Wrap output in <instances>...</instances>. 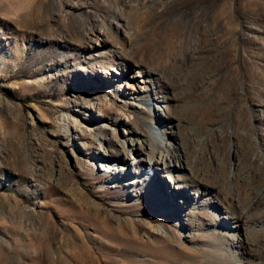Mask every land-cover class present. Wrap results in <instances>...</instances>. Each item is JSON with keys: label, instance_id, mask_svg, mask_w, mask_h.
Listing matches in <instances>:
<instances>
[{"label": "rangeland", "instance_id": "rangeland-1", "mask_svg": "<svg viewBox=\"0 0 264 264\" xmlns=\"http://www.w3.org/2000/svg\"><path fill=\"white\" fill-rule=\"evenodd\" d=\"M138 141L181 179L130 181ZM226 211L264 260V0H38L0 19V264L235 261Z\"/></svg>", "mask_w": 264, "mask_h": 264}, {"label": "bare ground", "instance_id": "bare-ground-1", "mask_svg": "<svg viewBox=\"0 0 264 264\" xmlns=\"http://www.w3.org/2000/svg\"><path fill=\"white\" fill-rule=\"evenodd\" d=\"M104 43L106 44V41ZM135 75L138 77H141L140 71L136 70ZM136 80L138 82H144L141 78H136ZM130 85L132 86V84H130ZM139 89H143L142 86H140ZM103 104H104V102L102 103V105ZM98 114H100V112ZM129 149L131 151L136 152L137 156L140 157V160H139L140 162L137 165L132 167V172L134 173V177L130 181L137 183V181H139L138 179H139L140 175L145 173L146 176H145V180H143L144 182H142V186L144 188L147 187L148 181L146 179L149 178L150 169L152 167L159 169L160 172H163L166 176H169L172 178V175H171L172 170H171L170 166L166 164L165 157L161 153H159L157 156H155V158H152L151 146H150V144L147 145L146 141H138L137 143H130ZM178 160H179V158H176V161H178ZM109 164H113L112 161ZM119 169L121 170L124 168L120 167ZM183 169L187 170L188 168H187V166L184 165ZM121 174H124V173L119 172L118 176H120ZM179 176H180V174L178 172L177 175L174 176L172 179H175L178 181L180 178ZM140 178H142V177H140ZM189 181H191V180H189ZM193 184H194V181H193ZM188 186H189L188 184H182V185H180V189H182V188L186 189V187H188ZM133 191L135 193L134 195H136L138 197L142 196L143 189L134 188ZM198 192H199V189L196 188L195 192H193L194 193L193 196L198 197L199 196ZM206 201H207V199L204 202H206ZM222 217L229 218V220H231V225H232V227H235V230L244 231L245 234L242 238H237V240L235 237L230 238L231 243H233V245L237 246L238 250L239 249H241V250L240 251L237 250L238 251V252H236L237 258L236 259L234 258L235 261L228 259L224 254L225 252L221 248L219 249V248L214 247V249L204 250L203 253H201V252L199 253L200 257L205 258L204 263L205 264H264V260L261 259V255H263V254H260V252H258V250L254 249L251 246L250 239L248 237V231L249 230H248L247 221L244 218H242V215L240 216V215L233 214V212H229V211L227 212L226 211L225 216L222 215ZM221 221H223V220H221ZM196 252H198V250L195 251V253Z\"/></svg>", "mask_w": 264, "mask_h": 264}, {"label": "clouds", "instance_id": "clouds-1", "mask_svg": "<svg viewBox=\"0 0 264 264\" xmlns=\"http://www.w3.org/2000/svg\"><path fill=\"white\" fill-rule=\"evenodd\" d=\"M37 4L38 0H0V19L19 26Z\"/></svg>", "mask_w": 264, "mask_h": 264}, {"label": "water", "instance_id": "water-1", "mask_svg": "<svg viewBox=\"0 0 264 264\" xmlns=\"http://www.w3.org/2000/svg\"><path fill=\"white\" fill-rule=\"evenodd\" d=\"M220 209H221V205H220Z\"/></svg>", "mask_w": 264, "mask_h": 264}]
</instances>
